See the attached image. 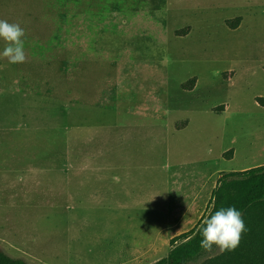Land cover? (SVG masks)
Masks as SVG:
<instances>
[{"label": "rangeland", "instance_id": "obj_1", "mask_svg": "<svg viewBox=\"0 0 264 264\" xmlns=\"http://www.w3.org/2000/svg\"><path fill=\"white\" fill-rule=\"evenodd\" d=\"M0 19L27 56L0 57V253L154 264L175 236L145 235L171 233L180 192L264 165V0H0ZM137 68L148 100L117 87ZM94 178L103 198L74 200Z\"/></svg>", "mask_w": 264, "mask_h": 264}, {"label": "trees", "instance_id": "obj_2", "mask_svg": "<svg viewBox=\"0 0 264 264\" xmlns=\"http://www.w3.org/2000/svg\"><path fill=\"white\" fill-rule=\"evenodd\" d=\"M230 206L242 213L246 225L238 247L221 251L213 245L211 251H205L200 247L204 220ZM0 264L29 263L0 253ZM154 264H264V165L223 173L208 215L193 230L172 239L168 255Z\"/></svg>", "mask_w": 264, "mask_h": 264}, {"label": "crops", "instance_id": "obj_3", "mask_svg": "<svg viewBox=\"0 0 264 264\" xmlns=\"http://www.w3.org/2000/svg\"><path fill=\"white\" fill-rule=\"evenodd\" d=\"M138 70H139V68L133 69V70H125L124 73H122V75L124 77L121 80L125 83V85L118 84L117 87H118V89H120L121 92H122V90H124L126 92V91H129L131 89L133 91L136 90V92L140 91L141 93H138L139 98L141 100H148L151 98L149 92L152 90V87L149 85V80L145 77L146 73L139 72ZM87 71L88 70H85V72H84L86 74V76L89 75V73H87ZM194 79H196V78H194ZM194 79H192L191 81L193 82ZM89 82H91L89 78L83 79L82 88H84V90H87V88H89V85H88ZM127 82H129V84ZM189 82H187V83H189ZM142 83H145L144 87L141 85ZM74 84H75L74 81L71 82V84L68 85V89H70ZM100 84H97V85L99 86ZM184 84H186V83H183L180 85V87L183 91L190 92V93H196L197 92V90H198L197 79L195 80V83L191 89L182 88V85H184ZM136 113L138 114V111ZM227 113H228V110L226 109V111H224L222 115H226ZM152 117H154V122L160 121L159 119L156 120L157 119L156 115H153ZM164 121H165V119H164ZM164 121L162 120L161 122H164ZM174 133H176V132H174ZM247 169H250V168L241 169L240 171H244ZM231 172H234V171H231ZM221 175H220V177H221ZM220 177H219V170H217L214 175H209V176L203 177L197 184H195L194 192L190 196L185 194L184 191L180 192L182 190V188L186 185V183L181 182L180 184H182V185L180 186L178 192H180L179 195L181 196V198L185 199V197H187L186 198L187 202L186 203H180V204L176 205L175 207L174 206L171 207L172 219H171L170 223H168L166 225V228H170L169 231L171 233L167 234L165 237H162V239L155 238L153 240H150L149 238H147L146 237L147 234L146 235L143 234V235H145L146 242L153 246L155 243L159 244L160 241H162L164 238L168 237L169 235H174L175 237H177L179 235L185 234V233L193 230L196 226H198L200 224V222L208 215V213L212 207L213 192L217 187L218 180L220 179ZM213 178H216L214 185H212V183H211ZM94 179L95 180H93V182L90 181L89 179H84L81 181V184L79 183V181L76 183L74 180L69 181L71 183L72 187L73 186H76V187L81 186L83 188L81 190L82 193H80L76 190H72V196L74 197V200H75V197L77 195L79 197L84 196V197H95V198L102 197L103 198V195L105 193V187L103 186L105 180H104V178H94ZM88 183H90V186ZM83 191H85V193H83ZM174 238H172V239H174ZM138 243H139V241L136 238L133 240V242L131 244L127 243V246L124 248V250H128V249L130 250L131 253L128 257H131V259L137 255V252L140 249V248H138L139 247ZM170 244H171V241H170ZM170 247H171V245H170ZM137 259L138 258H135L134 260H137Z\"/></svg>", "mask_w": 264, "mask_h": 264}, {"label": "clouds", "instance_id": "obj_4", "mask_svg": "<svg viewBox=\"0 0 264 264\" xmlns=\"http://www.w3.org/2000/svg\"><path fill=\"white\" fill-rule=\"evenodd\" d=\"M25 34L19 23L0 19V40L6 42L0 57L6 58L11 64L24 63L27 59L23 39ZM245 231L246 225L240 211L233 206L220 208L204 220L200 247L205 251H211L213 245L221 251L234 250Z\"/></svg>", "mask_w": 264, "mask_h": 264}]
</instances>
